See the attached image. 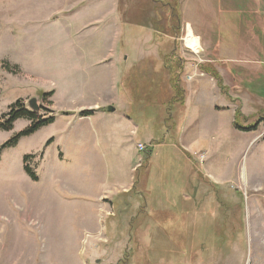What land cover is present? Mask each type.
<instances>
[{
	"label": "rangeland",
	"instance_id": "obj_1",
	"mask_svg": "<svg viewBox=\"0 0 264 264\" xmlns=\"http://www.w3.org/2000/svg\"><path fill=\"white\" fill-rule=\"evenodd\" d=\"M180 1L183 18L175 39L159 28L167 22L162 19L166 10H142L146 0H119L121 82L117 99L109 100L118 103L117 112L102 122L106 133L101 137L92 120L73 122L63 142L72 147L68 154L61 143L47 147L46 142L54 135L60 138L63 115L82 118L89 116L82 115L84 110L97 111L79 100L87 93L83 88L91 91L98 83L106 91L111 87L110 63L99 64L95 53L83 65L81 49L85 35L92 45L112 36L114 29L103 20L92 21L110 1L85 11L78 0H0V146L31 124L20 118L11 130L4 127L17 100L33 111L29 100L35 97L39 117H58L56 124L23 136L2 152L0 264H264V0ZM188 31L195 49L185 43ZM173 44L179 61L169 56L168 66L157 51L167 54ZM179 63L185 101L173 102ZM203 66L219 73L225 95ZM230 98L241 107L238 119L233 109L214 108ZM121 113L137 119L138 138L119 118ZM236 120L241 125L260 122L257 131H243ZM146 132L162 140V146L152 149L150 163L137 148L138 140L148 139ZM28 154L40 181L24 170ZM56 159L63 162L57 166ZM138 160L142 165L130 172ZM132 173L134 185L129 186L125 183ZM190 180L197 183L199 227L191 235L193 244L179 242L190 249L175 251L174 212L178 199L186 203L179 193ZM137 195L144 200L140 205ZM162 200L169 211L163 218L165 233L158 225ZM144 209L152 233H118L117 242L111 241L109 229L106 235L85 229V221L96 222L101 211L110 224L115 210L125 219L128 211L136 210V215ZM139 241H149L148 249L140 250Z\"/></svg>",
	"mask_w": 264,
	"mask_h": 264
},
{
	"label": "crops",
	"instance_id": "obj_2",
	"mask_svg": "<svg viewBox=\"0 0 264 264\" xmlns=\"http://www.w3.org/2000/svg\"><path fill=\"white\" fill-rule=\"evenodd\" d=\"M78 1L83 2L80 5V8L85 7V11H87L89 8L92 7V5L100 4V3H102V1H105V0H78ZM109 1H110V6L107 4L106 9L104 11L98 13L92 21H102L103 20V22L105 24L109 25L112 29H114L111 32L112 36H110V35L106 36L105 35L102 37V43H99L97 45H92V44H87V43L89 41H93V39L91 37L85 35L84 39L82 41V44H81V49H82V53H83V57H84L83 65L86 61L85 60L86 56L92 57L93 55H95V53H97V55H96L97 59H100L99 64H102L105 62L110 63L111 75H112V79L110 80L111 87H110V89H108L106 91V90H104L105 88L98 83L93 89H89L91 91H87L88 88H83L85 90V92H87V93H84V94L81 93V95H78L79 100L80 101L83 100V104L88 103V104L95 106L97 111L95 113H93L92 115L85 116L82 118H77L76 116H72V115H67V116L63 115L64 116L63 126L59 129V132H60L59 137L60 138L57 140V137L54 135L53 136V139H54L53 142L51 144H49L48 146L53 145L55 143H57V144L61 143V145L59 147H62L63 149H65V147H68V154L71 152L72 147L63 146V142L68 138V135H69L68 129H70L73 122L92 120L94 123L93 125L97 126V128H95V129H97L98 135L101 137L102 135H104V133H106V131H103V129L101 127L102 122L109 120L111 117V114H114L115 112H117L118 103L115 102V103L111 104L109 102V100L114 99V97L116 98L118 96L117 91H118V89H120V83L119 82H121V79H120L121 65L119 64L118 58H119V54H120V52H119L120 51V48H119L120 42L119 41L121 40L120 34L122 35V32H121L122 28L120 27V19H121L120 16L121 15L119 12V0H109ZM256 14H258V11H256ZM68 24H69V26L73 27V23L71 20L68 22ZM261 38L262 37L259 36L260 42H262ZM157 53L160 56L159 50L157 51ZM237 56H238V53L229 55V57H232V58L237 57ZM96 61H98V60H96ZM213 85L216 86V83H214ZM214 88H216V87H214ZM83 89L79 90V93ZM200 89L205 90V88H201V87H200ZM218 89H219L218 90L219 92H221L223 95H225V93H223L221 91L220 87ZM199 91L200 90L197 89L196 94H198ZM87 95L91 96L92 100H89L87 102V100H88ZM67 96L68 97L70 96L71 100L74 99L73 98L74 94L69 93V94H67ZM80 103H82V102H80ZM227 103H229V104H227ZM227 103L226 104L215 103L214 108L218 111H222L225 109H228V110L233 109L234 114L236 116L237 110L240 109L241 107H239L238 104L236 102H234L231 98H230L229 102H227ZM70 104H71V101H70ZM107 106L108 107L113 106V107H115V110L110 111V110H108V108H107V110H101L102 109L101 107H107ZM122 113L119 115V118L121 120L125 121L129 125L128 128H130V131H129L130 134L133 135L135 138L136 137L138 138L140 135L141 127L138 125L137 119H135L134 115H127V114L122 115ZM57 121H58V117H56L54 123H52L50 125L56 124ZM146 122L149 126V123H148L149 120H147ZM211 130H213V127ZM255 131H257V130H255ZM213 132L214 131H212L210 133H213ZM150 133L153 134V132H150ZM150 133L148 134V132H146V134H144V135L146 136L148 134L146 136V138H148V139L147 140H143V139L138 140L137 145L139 143H145L148 145V143H146V142H150L151 144H149V146H152L153 149H155L156 147L162 146V144H157V142H156L157 139L156 138L153 139L151 137ZM152 140H153V143H152ZM137 148H138V146H137ZM42 156H43L42 157V161H43L44 153ZM204 158H205V155L201 153L200 161H203ZM56 160H59V159H56ZM42 161H41V163H42ZM59 162H63V161L59 160L56 163L57 166L60 164ZM139 165L140 166L142 165L141 160H138L137 162L132 164L129 171L133 172L137 168V166H139ZM39 178H40V176H39ZM55 179L57 180V182H58V180H60V178H55ZM127 183L129 186L130 185L132 186V184L134 185V173H132L131 181H128L125 184H127ZM187 185L189 186L186 189L187 192L184 191L182 194L179 195L181 197V200L186 202V203L182 202V204H180L178 202L180 199H178V201L176 203L175 212H174L175 213V222H174L173 226H174V233L177 235V238L174 241V242H176L175 247L172 249H174L175 251H177V250L185 251V249H190V248H184L185 246L180 245L179 242L181 240H182V242L190 241V243L193 244L195 239H193V236H191V235H193L194 233H197V229L199 227V215H198L199 213L197 212L198 210L196 209V203H195L196 196L198 195L197 194L198 193L197 183L195 182V180H190V181H188ZM72 194L76 198H80V197L84 198L85 197V196L82 197V194H80V193H72ZM142 200H141V195H140V197H139V195H137L136 201L139 203ZM139 205H140V203H139ZM135 211H132V213L130 211H128L127 213H125L126 214L125 219H124V217H122V219H120L118 216L120 212H118V214L116 215V210H115V213L113 212V215L115 218L114 217L112 218V221L110 222V224H106L107 222L105 223L107 216L105 213H103L101 211L100 213H98V219L96 222L95 221H91V222L85 221V223H86L85 229L87 232H90L91 234L93 233V234H100V235H103V234L106 235V232L109 229V231L114 234V236H113L114 238L111 241H117V242H118L117 239H120V238L115 237V235H117L118 233H125V232L131 233V230H133V232L135 231L134 233H137L139 235L152 233L153 230H152L151 226H153V224H148V222H147L148 212L144 209V210L137 211V214L134 215ZM158 214H159V219L162 218V221L159 222L158 225L160 226L161 230L163 229L165 231V228H166V225L168 222L164 221L163 218H166L169 216V211H164V209H162V212H158ZM163 230H162V233H165ZM186 235H188V236H186ZM101 242L103 243L104 240H102ZM148 243H149V241H141V242L139 241L138 248H140V250L148 249ZM103 244H105V243H103ZM161 248L164 249L165 246H163L161 244ZM259 248H260V245H259ZM195 249H196V246L194 245L191 248V250L196 251ZM131 262H132V260L130 261L129 264H131ZM211 264H214V263L212 262Z\"/></svg>",
	"mask_w": 264,
	"mask_h": 264
},
{
	"label": "trees",
	"instance_id": "obj_3",
	"mask_svg": "<svg viewBox=\"0 0 264 264\" xmlns=\"http://www.w3.org/2000/svg\"><path fill=\"white\" fill-rule=\"evenodd\" d=\"M147 2L144 5L145 9L142 10H150V11H159V9H163L167 11V13L165 14V16H162V19L166 18L165 23H163L162 25H159V28L162 29L167 33V36H173V34L175 35V39H177V37L180 35V27H179V23H181V19L183 18V11H182V3L180 0H146ZM253 2V0H252ZM251 9V8H250ZM240 10V7L239 9ZM253 12L255 11V9L252 7L251 9ZM261 12L264 13V6H262L260 8ZM159 19H161L160 17H158ZM170 19V21H169ZM165 36V35H163ZM176 41V40H175ZM174 43V41H173ZM173 48L170 49L169 52H167V54L161 53L160 55H162V59H164V62L166 63V65L169 66L167 58L169 56L173 57L175 60L179 61V59L175 58L176 57V52H174V44L172 46ZM161 51V49H159ZM162 52H164V48L162 46ZM204 71L210 72L211 75L216 78L218 80V83L220 85V88L225 92L226 88L222 83V78L219 75L218 72H216L215 70H213L210 66H203L202 68ZM184 71V67L180 65V63L178 64V67L175 69L174 72V77H173V88L175 89L176 93H177V98L173 96V102H177L179 100H182L183 102L185 101V94H184V88L181 87L179 81H181L180 75L181 72ZM225 88V89H224ZM175 108V105H174ZM95 112L94 109H89V110H84L82 111V115H92ZM242 112L241 110H237L236 112V116L237 119L239 116H241ZM10 117L9 119L6 121V125L4 126L5 128H8L9 130L12 129L13 126V122L17 119L20 118H25L29 121H31V124L26 127L25 129L19 131L18 133H16L12 138H10L9 140H7L6 142H4L1 146H0V159H1V155L4 149H6L7 147L13 146L15 145L20 138H22L23 136H27V135H31L32 133L36 132L37 130H39L41 127L46 126V125H50L52 123H54L55 121V117H47V118H42L39 117L36 113V111H31L28 108H26L25 105L22 104L21 100H17L12 106H11V111L9 113ZM172 118L174 120V115H172ZM170 121V120H169ZM260 122V121H259ZM259 122H257L254 125H241L237 123L236 120V128L239 130H243V131H255L258 129L259 126ZM53 138H50L47 142L46 145L48 146L49 144H51L53 142ZM157 144H162V140H157ZM153 148H146L145 152H146V160L150 159L151 153ZM33 157V155H25L24 156V170L25 172L31 177V179L33 181H38L39 180V176L38 174L33 170V168L31 167V165L28 163V161L30 160V158ZM150 163V160L148 161ZM181 193H183V191L180 190ZM179 193V195L181 194ZM162 209H164V201H162Z\"/></svg>",
	"mask_w": 264,
	"mask_h": 264
},
{
	"label": "bare ground",
	"instance_id": "obj_4",
	"mask_svg": "<svg viewBox=\"0 0 264 264\" xmlns=\"http://www.w3.org/2000/svg\"><path fill=\"white\" fill-rule=\"evenodd\" d=\"M185 38V43L188 46V48L195 49L196 48V43L193 39V35L190 31L186 34Z\"/></svg>",
	"mask_w": 264,
	"mask_h": 264
},
{
	"label": "water",
	"instance_id": "obj_5",
	"mask_svg": "<svg viewBox=\"0 0 264 264\" xmlns=\"http://www.w3.org/2000/svg\"><path fill=\"white\" fill-rule=\"evenodd\" d=\"M29 106H30V108H31L33 111H36V110H39V109H40V107H39V105H38V102H37V99H36L35 97H33V98H31V99L29 100ZM108 110H110V111H114V110H115V107H113V106H109V107H108Z\"/></svg>",
	"mask_w": 264,
	"mask_h": 264
},
{
	"label": "built area",
	"instance_id": "obj_6",
	"mask_svg": "<svg viewBox=\"0 0 264 264\" xmlns=\"http://www.w3.org/2000/svg\"><path fill=\"white\" fill-rule=\"evenodd\" d=\"M138 148L140 151H145L147 148V145L145 143H139Z\"/></svg>",
	"mask_w": 264,
	"mask_h": 264
}]
</instances>
